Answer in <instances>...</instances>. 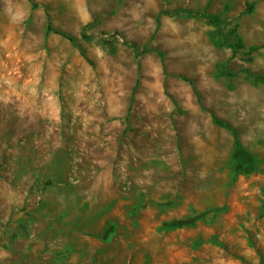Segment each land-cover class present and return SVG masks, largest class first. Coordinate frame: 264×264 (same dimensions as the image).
<instances>
[{"label":"rangeland","instance_id":"rangeland-1","mask_svg":"<svg viewBox=\"0 0 264 264\" xmlns=\"http://www.w3.org/2000/svg\"><path fill=\"white\" fill-rule=\"evenodd\" d=\"M0 264H264V0H0Z\"/></svg>","mask_w":264,"mask_h":264},{"label":"trees","instance_id":"trees-1","mask_svg":"<svg viewBox=\"0 0 264 264\" xmlns=\"http://www.w3.org/2000/svg\"><path fill=\"white\" fill-rule=\"evenodd\" d=\"M213 123L219 127L228 130L233 137V154L235 162L243 173L249 174L254 171L253 156L241 145L235 131L220 119H213Z\"/></svg>","mask_w":264,"mask_h":264}]
</instances>
